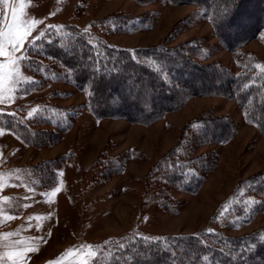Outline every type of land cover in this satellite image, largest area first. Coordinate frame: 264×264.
Returning a JSON list of instances; mask_svg holds the SVG:
<instances>
[{
	"label": "rangeland",
	"instance_id": "374dc122",
	"mask_svg": "<svg viewBox=\"0 0 264 264\" xmlns=\"http://www.w3.org/2000/svg\"><path fill=\"white\" fill-rule=\"evenodd\" d=\"M25 3L21 18L43 23L34 27L16 55L29 57L50 30L72 25L86 31L94 43L102 40L132 50L162 43L191 49L197 61L216 62L233 73L264 65V28L245 44L227 49L204 10L194 3L178 4L170 0H25ZM19 7V0L0 3V16L11 22L12 11L18 12ZM122 14L133 19L125 29L109 20L112 15ZM38 36L41 38L37 39ZM6 51H11L10 45ZM7 60V56L0 57V62ZM39 60L51 64V58ZM20 71L30 79L17 83L10 94L12 99L0 104L3 131L0 237L12 234L0 239V255L22 251L17 264L54 261L91 264L101 250L125 236L156 238L221 228L225 202L231 193L248 176L264 172V133L235 98L223 94L193 95L150 124L133 123L122 117H97L89 106L88 90L77 86L66 70L61 69L57 77L39 78L27 67L25 59L20 62ZM38 79L40 82L36 83ZM6 112L17 115L33 129L54 130L58 135L46 144L30 143L6 125L1 115ZM205 112L228 117L235 123L236 131L227 142L201 148V152L214 153L215 164L200 189L196 193L175 191L177 212L158 209L145 190L148 172L176 144L184 126ZM41 114L48 117L44 120L47 122L38 120ZM66 115L71 125L61 131L55 119ZM119 155L123 156V171L109 178L104 176V162ZM51 158L59 159L60 163L56 168V184L47 187L41 185L32 168ZM248 199L256 201L254 196ZM236 220V226L224 230L242 235L264 226V212L248 222ZM88 245L96 252L95 257L84 247ZM68 249L77 251L64 256ZM0 264L13 261L5 256Z\"/></svg>",
	"mask_w": 264,
	"mask_h": 264
},
{
	"label": "trees",
	"instance_id": "16d2710c",
	"mask_svg": "<svg viewBox=\"0 0 264 264\" xmlns=\"http://www.w3.org/2000/svg\"><path fill=\"white\" fill-rule=\"evenodd\" d=\"M170 1L200 6L227 49L245 44L264 28V0H235L231 5L225 0ZM225 8L230 9L226 18L222 17ZM109 20L125 29L133 19L122 14L112 15ZM49 32L30 52L27 67L39 78L47 75L45 79L57 77L61 69L68 71L77 86L88 90L89 106L97 117H122L150 124L193 95L223 94L235 98L264 133V72L260 68L252 66L233 73L219 63L197 61L191 49L168 47L165 43L133 50L102 40L94 43L86 31L72 25ZM41 57L51 58V64L46 65L39 60ZM1 115L6 125L30 143L46 144L58 135L54 130L33 129L12 113ZM68 116L55 119L59 130L70 127ZM37 118L44 121L48 117L41 114ZM235 131V123L226 116L205 112L191 119L176 144L151 166L145 179V190L155 206L177 212L174 192L196 193L215 164L214 153L201 152V148L227 142ZM121 157L104 162V176L123 171ZM59 163V159L51 158L33 166L41 185L56 184ZM250 196L256 197L251 205ZM226 205L224 226L212 232L204 229L156 238L128 235L101 250L91 264H264V226L242 235L224 230L236 226L237 218L248 222L264 212V172L242 180Z\"/></svg>",
	"mask_w": 264,
	"mask_h": 264
},
{
	"label": "snow or ice",
	"instance_id": "6c2138e0",
	"mask_svg": "<svg viewBox=\"0 0 264 264\" xmlns=\"http://www.w3.org/2000/svg\"><path fill=\"white\" fill-rule=\"evenodd\" d=\"M9 0H0V3L7 4ZM229 5L234 4L235 0H225ZM19 10H13L11 16V22L7 20V17L0 16V57H8L7 63L0 62V104H3L4 101L11 100L12 96L10 95L15 90V85L20 82L29 80L30 78L24 77L20 71V62L27 59L23 54L16 55V53L21 52L25 46V41L31 35L34 27L38 24L43 23L42 20H25L22 19L24 8L26 7L25 0H19ZM230 9L225 8L222 10V17L226 18L229 14ZM55 13H53L54 15ZM215 22V21H214ZM55 27V26H53ZM41 38L40 36L37 39ZM32 43V41H28ZM11 46V51H6L8 46ZM264 72V65H256ZM247 87V85H246ZM31 115V113H30ZM251 122V121H249ZM0 134H3V131L0 130ZM3 185L0 184V187ZM58 191V189H57ZM7 199V198H5ZM249 203H255L254 200H250ZM11 219V217H9ZM209 232L214 230L209 229ZM11 233L5 234L0 239H6ZM264 239V237H262ZM89 250V253L92 257H95L97 254L92 250V246H84ZM123 248V245L120 246ZM27 251H37L35 248H27ZM76 249H68L63 255L67 256L76 252ZM23 255L22 251L8 252L6 254L0 255V262L5 259V256L13 261V264H17L20 256ZM50 264H59V261L50 262ZM82 264H89V261H84Z\"/></svg>",
	"mask_w": 264,
	"mask_h": 264
}]
</instances>
